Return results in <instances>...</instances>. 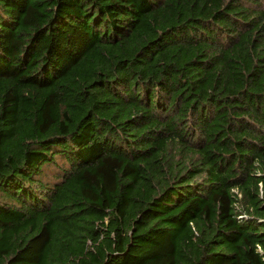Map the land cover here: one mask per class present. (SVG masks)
I'll list each match as a JSON object with an SVG mask.
<instances>
[{"label": "trees", "instance_id": "obj_1", "mask_svg": "<svg viewBox=\"0 0 264 264\" xmlns=\"http://www.w3.org/2000/svg\"><path fill=\"white\" fill-rule=\"evenodd\" d=\"M0 264H264V0H0Z\"/></svg>", "mask_w": 264, "mask_h": 264}]
</instances>
